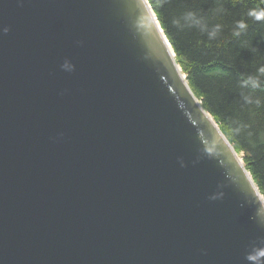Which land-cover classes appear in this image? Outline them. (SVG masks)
Here are the masks:
<instances>
[{
  "label": "water",
  "instance_id": "obj_1",
  "mask_svg": "<svg viewBox=\"0 0 264 264\" xmlns=\"http://www.w3.org/2000/svg\"><path fill=\"white\" fill-rule=\"evenodd\" d=\"M174 56L148 0H0V264H254L264 196Z\"/></svg>",
  "mask_w": 264,
  "mask_h": 264
},
{
  "label": "trees",
  "instance_id": "obj_2",
  "mask_svg": "<svg viewBox=\"0 0 264 264\" xmlns=\"http://www.w3.org/2000/svg\"><path fill=\"white\" fill-rule=\"evenodd\" d=\"M148 2L192 92L264 196V19L250 14L264 11V0ZM239 22L246 27L234 35Z\"/></svg>",
  "mask_w": 264,
  "mask_h": 264
},
{
  "label": "clouds",
  "instance_id": "obj_3",
  "mask_svg": "<svg viewBox=\"0 0 264 264\" xmlns=\"http://www.w3.org/2000/svg\"><path fill=\"white\" fill-rule=\"evenodd\" d=\"M137 7H139L138 3H137ZM250 14L253 15L254 18L257 19V20L264 19V11H261V12H258V13L257 12H252ZM245 27H246L245 23L239 22L238 23V30L236 32H234V35H238L239 34V30H242ZM259 72L264 74V66H262L259 69ZM247 80L249 82H252L254 87L259 86V81L257 79H255L253 77H248ZM257 103H258V101H257ZM259 257H264V249L257 250L254 254H250L249 255V259L252 260L254 262V264H256V262L258 261Z\"/></svg>",
  "mask_w": 264,
  "mask_h": 264
}]
</instances>
